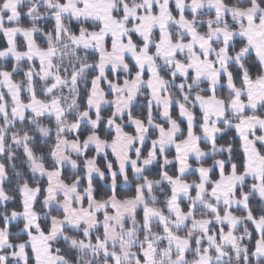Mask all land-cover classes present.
Listing matches in <instances>:
<instances>
[{
  "label": "snow or ice",
  "instance_id": "6c2138e0",
  "mask_svg": "<svg viewBox=\"0 0 264 264\" xmlns=\"http://www.w3.org/2000/svg\"><path fill=\"white\" fill-rule=\"evenodd\" d=\"M0 264H264V0H0Z\"/></svg>",
  "mask_w": 264,
  "mask_h": 264
}]
</instances>
